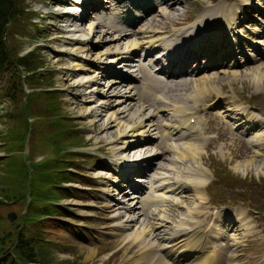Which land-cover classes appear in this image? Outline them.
Returning a JSON list of instances; mask_svg holds the SVG:
<instances>
[{"label":"rangeland","instance_id":"1","mask_svg":"<svg viewBox=\"0 0 264 264\" xmlns=\"http://www.w3.org/2000/svg\"><path fill=\"white\" fill-rule=\"evenodd\" d=\"M130 1L133 6H140L141 9H143L142 6L146 2L142 0ZM168 1L173 3L168 15L163 16L159 13L160 6H165V3L156 5V8L148 12L149 15L141 18L138 21V25H135L133 32L137 33L124 36L118 43L108 42L112 38L111 32L115 35H118V32H113L112 28L106 23H104V26H100V29L91 34L88 33L87 26L95 23V19L99 14L96 10H92L91 6L88 7L90 11L84 16L81 23L85 28L84 33L86 34L89 49L84 52H76L78 58L74 62L82 64L84 68H88L85 73L87 76L96 75L94 81L90 80L89 85L100 92L97 97L106 94V100L112 107L110 112L113 111V106L116 103L115 99L117 98L113 93L120 89L121 92H124V89L118 88L120 86H117L116 89L114 87L107 90V88L111 80L120 77L121 73L118 71H126L131 76L134 73L135 76L131 78L132 84L130 85L133 87L131 90L135 97L132 101H141L145 106H150L151 108L155 106V103L151 100L152 95L150 92L148 94L141 93L142 87L145 86L143 84L144 81L150 88L149 90L156 93V95L159 94L161 97L168 98L174 97L181 102L189 90L188 82L193 77L198 79L204 75H214L213 79L216 84L220 85L223 95L239 96L238 98L244 102L245 106L247 105V108H254L264 114V55L259 53L264 48L260 46L258 48V44L252 40L257 37L264 39V35L258 33L263 28L258 19L264 24V15L262 14L264 12V0ZM71 2V0H19V2L17 0L16 8L18 10L5 26V39L3 41L7 45L8 53L12 54L14 58L16 56H25L28 52H31L34 56L32 63L34 69L32 71L35 77L37 75V79L35 81L33 76L32 80L34 83L31 84L23 81L20 85L22 92L19 91L17 93V100L15 101L9 97L11 92H5L0 85V229L6 212L14 211L16 213L24 205L25 199L21 198V192L19 191L21 181L17 176L20 175L19 173L22 170V166L18 165V159L22 157V152L25 149L29 163H40L57 159V162L60 163L59 168L65 169V171H61L60 176L68 177L66 180L55 178L54 181H49L50 191H48V194H52L54 202L60 204L58 206L60 209H53L54 211L49 214L51 218L48 221L45 220L43 223L46 224L40 228L44 238L51 242L49 246L50 254L47 256V258L50 257L48 258V263L137 264L132 263V260L124 259V249L123 245L120 244L119 238L107 233L111 226V214L105 211V206H112V202L114 203L115 201L112 198L107 199L104 191L107 190L108 184H106L104 178L100 179L97 175L102 172L100 176H108L111 180L118 178L116 174L109 171L110 168L107 166V163L111 162L113 158L109 140L114 133L106 134L100 131L98 127L93 129L91 124L95 120L91 122L90 117L84 112L86 103L83 96L86 91L83 86L74 82L75 77L82 72L79 71V67L76 69L71 64L69 57L71 52L66 47L71 38L70 33L61 25L60 21L64 14L61 11L62 7L70 5ZM233 2L236 11L234 15L235 25L236 23L239 25L234 26L232 32L235 33L236 42H240L243 45V51L236 54V57L241 59L236 62V66L234 65L235 63L231 64L230 60L224 64H214L213 67L208 69H201L193 76L187 75L188 78L183 75L160 78L151 72L150 66L147 65L148 59L143 57L144 59L142 60L141 57H135L137 54L133 53L132 57H135V59L131 62L139 63L135 72L134 70L132 72V69L129 70L128 65H125L126 62H122L124 59L115 60L113 68L109 71L107 70V74H103L104 76L99 72L98 52L113 48L116 44L123 49L125 43L127 44L133 39L140 38L141 34L138 32L140 28L150 27L159 31L169 32L186 27L194 22L198 14L207 8L205 6L208 3L210 8L212 6L215 7L218 3L232 4ZM118 3L122 4L123 1ZM245 3L249 6L238 8ZM107 8H109L107 10L109 13L113 11L108 5ZM98 9H100V6ZM254 9L259 10L261 16L257 15L255 11H251ZM124 13L125 9L121 15L125 16ZM64 20L63 17V22ZM126 21L130 23L136 22L132 18ZM64 24L66 23L64 22ZM210 29L211 27L208 28V31ZM105 33L107 34L105 35ZM121 33L126 32L123 31ZM187 38V40L191 41L193 37L190 34ZM210 42L214 43L213 40ZM260 44L263 45V42H260ZM140 48H144L147 53L145 46ZM140 48L137 51H140ZM247 51L253 52H248V56L254 54L253 59L244 58L243 60L244 52ZM253 68H260V72L263 74L262 76L259 75V77H262L260 87L254 85L255 82L251 76ZM230 69L238 72L237 78L231 79ZM250 70L252 72L249 73ZM29 74L25 73V75ZM152 76L170 83L169 85L172 83H176V85H171V87L167 85L165 87L159 86L152 79ZM2 78L4 80L3 76ZM0 83H2L1 78ZM45 90H54V96L45 93ZM26 93L30 95L29 112L26 113V115H29L28 117L25 114L23 115V102ZM215 98V95H212L205 99L203 104L205 108L198 111V118H200L202 124L209 123L212 127L203 132L207 139L210 136L212 137L211 140H205V143L201 144L200 153V161L209 169L210 174V181L205 186V192L210 195L209 202L211 204L208 203L207 206L212 217L210 219L207 218V224L211 226V224L218 223L215 220L217 212L222 213L223 222H228V219L233 217L232 212L234 210L240 208L245 210V220L251 223V229L244 239V245L240 246L242 256L240 255L238 262L240 264L245 262L254 264L264 249V230L258 224L259 222H264V155H257L256 159L252 154L256 151H258L257 153H260V151L264 153V141L262 140L257 145H249L247 143L248 136L242 138L239 133L229 131L228 128H230L232 120L223 116L221 105H216L221 99L220 97L219 99ZM186 102L191 104L192 101L186 99ZM209 102L214 105L212 103L208 105ZM228 105L224 108L229 107ZM160 110L152 117V138L148 142L149 148L158 149L161 152L158 156L153 155V157H157L156 164L154 161L155 169L158 165L167 164L169 153L165 151V144L170 143L174 138V135H162V131H164L162 125L168 123L170 114L166 110ZM133 111L134 107H131L129 111L118 114V117H121L124 121L126 119L129 121V114ZM206 114L208 115L206 116ZM259 117L264 119L263 116ZM28 122L30 123L28 125V129L30 128L29 133L23 130ZM218 126H220V129ZM221 128L225 131L222 132ZM216 132L221 134L218 140H215ZM252 132H250L249 139ZM20 135H22V139H19ZM24 136L25 142L19 145ZM52 139L60 141L64 149L56 151ZM217 147H220V149H217ZM126 156L129 160L135 159V151H127ZM249 157L256 159L253 166L248 164L245 171H241L240 168H234L233 165L237 159V161L249 162ZM259 168L262 172H258L257 169ZM154 172L155 170L152 168L144 174L147 181L144 187L150 186V179H152ZM138 176L142 175H135V178ZM15 178L17 189L13 186L15 185ZM38 182L40 183L41 180ZM63 185L67 186L64 189L66 190L64 193L60 192ZM59 187L61 188L59 189ZM39 188L43 189V186L40 185ZM13 191L16 192L17 199L10 202L5 201L4 197H2V192L10 194ZM212 204L221 208H214L211 206ZM240 233H242V230H240ZM219 241L223 245L219 244ZM226 242L228 245H225ZM3 243L6 244V249H12L9 240L3 241ZM216 244L223 247L225 251L227 249L224 257H228L230 250H232L230 233L227 237L217 240ZM91 249L94 250V254L90 257L88 251ZM258 250L261 252L254 255L258 253ZM13 263L16 264V261L14 260Z\"/></svg>","mask_w":264,"mask_h":264},{"label":"bare ground","instance_id":"2","mask_svg":"<svg viewBox=\"0 0 264 264\" xmlns=\"http://www.w3.org/2000/svg\"><path fill=\"white\" fill-rule=\"evenodd\" d=\"M71 1L70 5L64 6L65 10L63 11L64 22L69 27L68 30L71 37L66 47L71 52L69 55L71 64L76 69L79 67V71L82 72L75 77L74 82L83 86L86 91L83 96L86 103L84 112L90 117L91 122L95 120L91 124L93 129L98 127L100 131L106 134L114 133L109 140L113 158L111 162L107 163V166L116 171V169H120V165H123L122 168H126L128 164L136 165L140 163L138 161L139 158L149 160L153 158V155L158 156L153 152V148L148 147V142L152 138V117L160 109L170 113L168 123L164 124L162 135H174L176 138L174 142L165 144V151L169 153L166 165H158L155 169L154 161H152L155 172L152 179H150V186H142L143 190H137L138 193H134L128 198L113 199L115 202H112V206H105V211L111 214V226L107 233L119 238L120 244L123 245L124 249V259L132 260V263L240 264L238 262L242 256L240 246L250 233L251 223L245 220V210L240 208L232 212L233 217L229 218L228 222H223L222 213L217 212L215 220L218 223L211 224V226L207 224V218L210 219L212 217L207 206L208 196L205 192V186L210 181V174L209 169L200 161V153L201 144L208 140L203 132L212 127L209 123H201L200 125L201 121L198 118V111L205 108L203 106L204 100L209 96L215 95V99L220 97L221 112L235 117L237 119L236 127L241 129V124L245 121L244 123H247L249 127L255 126L257 128L251 134V145H257L262 140L264 141V119L247 108L244 102L237 99L235 95H223L220 85L216 84L213 79L214 75H204L198 79L193 77L188 82L189 90L181 102L174 97H161L159 94L156 95V93L150 91L152 94L151 100L155 103L152 108L145 106L141 101H132L135 97L131 90L132 88L127 85L130 82L126 83L125 76L120 78V80L116 77L108 83L109 87L107 90L114 87L116 89L117 86H120L118 88H123L124 92H121L120 89L113 93L117 98L115 99L116 103L113 106V111L110 112L112 107L106 100V94L97 97L100 92L89 85L90 80L94 81L96 75L87 76L85 73L88 68H84L82 64L74 62L78 58L76 52H84L89 49L86 34L84 33L85 28L81 23L82 19L90 11L89 6L94 11L98 10L99 2L101 3L105 0ZM159 3H165V6H160L159 13L163 16L168 15L173 3L168 0H162ZM208 6L210 4L206 5L205 7L207 8L198 14L194 22L186 27L169 32L142 27L138 31L141 34L140 38L133 39L127 44L125 43L123 49L116 44L113 48L101 50L102 52L100 51L97 54L99 72L104 76L103 74L107 70L109 71L113 68L115 60H122L128 55H132L139 46H145L147 52L157 45L167 48L168 45L174 44L180 37V39H184L192 34L193 31L200 30L201 34L208 35L209 27L217 28V25H221L230 29L234 25L231 20L234 18L236 11L230 15L227 14L224 4L221 3H218L215 7L209 8ZM117 10L120 16L122 10L118 8ZM100 15H97L95 23L87 26L86 29L89 34L100 29V26H104V23L108 24L113 32L120 30L114 24V17L108 20ZM220 20L224 22L217 23ZM238 25L236 23L235 26ZM135 33L137 32H132V34ZM111 35L112 38L108 42L118 43L121 38L126 36V33L120 32L115 35L111 32ZM220 39L218 38L217 41ZM201 48L205 49L206 46L203 45ZM152 62L148 61L147 63L149 65ZM190 71L192 72L193 70L190 69ZM252 71L250 70L249 73L252 72L251 76L255 82L254 85L260 87L262 77H259V75L262 76L263 74H261L260 68H253ZM229 73L232 75L230 76L231 79L237 78L238 72L234 69H230ZM154 81L158 82V85L165 87L160 79L154 78ZM149 86L151 85L149 84ZM168 87H171V85H168ZM144 92H149L146 86L142 87V94ZM186 99L191 100V104L187 103ZM212 102H209L208 105ZM226 105L229 107L224 108ZM131 107H134V111L131 114L128 113L129 121L127 119L124 121L121 117H118V114L129 111ZM191 118L192 121H190ZM219 137H221V134H217L215 140H218ZM132 150L135 151L136 158L129 160L126 152ZM257 152L252 154L256 159L257 155H264L262 151L260 153ZM143 156L144 158H142ZM253 157H249V162L237 161V159L233 165L234 168H240L241 171H245L248 164L252 166L255 164L256 159ZM257 170L262 172L260 168ZM101 173L97 177L100 179L104 178L109 189L111 186H115L108 176H100ZM134 180L142 182L144 185L147 184L146 176L144 175L138 176ZM113 188V192H119L116 191V187ZM197 216H201L203 219L200 221L196 219ZM240 230H242V233H240ZM229 233L232 250H230L228 257L225 258L224 248L216 243L217 240L227 237ZM88 252L90 257L94 254L92 249ZM184 257L187 258L183 259ZM254 264H264V249Z\"/></svg>","mask_w":264,"mask_h":264},{"label":"trees","instance_id":"3","mask_svg":"<svg viewBox=\"0 0 264 264\" xmlns=\"http://www.w3.org/2000/svg\"><path fill=\"white\" fill-rule=\"evenodd\" d=\"M16 3L17 0H0V78L2 79L0 85L5 92H11L9 97L14 101L17 100V93L19 91L22 92L20 85L23 81L29 84L34 83L32 80L34 76L32 71L34 69L32 66L34 56L32 53L28 52L25 56H16L13 58L12 54L8 53L6 49L7 45H5L3 41V39H5V26L18 10L16 8ZM26 72L30 74L25 75ZM22 74L24 75L22 76ZM36 79L37 75L36 77L34 76L35 81ZM45 93L54 96L53 93H55V91L45 90ZM29 102L30 95L26 93L23 102V115L25 114L27 117L29 116L26 115V113L29 112ZM29 124L28 122L23 128V130L28 133L30 132V128L28 129ZM19 139H22V135H20ZM53 141L56 151H62L64 149L60 141ZM23 142H25V136L23 140L19 142V145ZM57 161V159H54L40 163H24L23 153L22 157L18 159V165L20 167L22 166V170L19 173L20 175L17 176L21 181L19 191L21 192V198L25 200L22 208L16 211V213H14V211L6 212L3 225L0 229V264H14V260L16 264H49L48 258L50 257L47 258V256L50 254L49 246L51 242L44 238L40 228L46 224L43 222L45 220L48 221L46 216L51 214V212L54 211L53 209H60L54 202L53 196H51L52 194H48V191H50L49 181H54L55 178L58 180L68 178L66 176H60L62 173L61 171H65V169L59 168L60 163ZM39 180H41L40 183L38 182ZM36 181L38 183H34ZM40 185L43 186V189L39 188ZM13 186L16 189L18 188L16 186V178L15 185ZM60 188L61 187H59V189ZM64 191L66 190L62 187L60 192L64 193ZM2 197H4L5 201L10 202L17 199V194L15 191L10 194L2 192ZM23 209L24 211H22ZM41 223H43V225L39 227ZM6 240H9V244L12 246L11 250L5 248L6 244H4L3 241Z\"/></svg>","mask_w":264,"mask_h":264}]
</instances>
